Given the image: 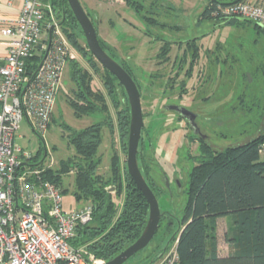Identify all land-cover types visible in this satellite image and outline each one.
<instances>
[{"label":"rangeland","instance_id":"1","mask_svg":"<svg viewBox=\"0 0 264 264\" xmlns=\"http://www.w3.org/2000/svg\"><path fill=\"white\" fill-rule=\"evenodd\" d=\"M78 1L92 18L104 50L129 69L139 86L143 126L138 164L155 193L160 212H165L150 242L123 264H160L161 251L164 253L163 249L177 238L167 243L180 228L187 200V175L202 158V143L219 151L244 143L264 129V30L253 23L202 19L200 14L208 0ZM51 5L59 34L73 57L61 73L50 124L43 136L24 118L14 143L35 157L31 162L41 161L38 168L55 170L60 160L74 153L66 139V127L81 130L100 119L98 113L77 117L70 106L76 100L77 86L71 77L74 65L89 72L92 90L105 95L107 90L104 68L87 56L80 26L65 22L60 0H51ZM65 28L73 33L72 39ZM113 84L117 107L107 95L106 103L114 126L112 131L102 127L97 152L98 173L103 179L110 177L113 155L121 177L127 170L129 125L119 139L115 120L127 99L122 86L116 81ZM168 105L196 115L195 124L203 141L176 111L165 109ZM61 185L66 188L63 208L67 210L73 200L74 173L62 174ZM111 185L108 191L120 204L122 197ZM216 221L218 253L226 255L230 252L225 241L229 219L222 216Z\"/></svg>","mask_w":264,"mask_h":264},{"label":"trees","instance_id":"2","mask_svg":"<svg viewBox=\"0 0 264 264\" xmlns=\"http://www.w3.org/2000/svg\"><path fill=\"white\" fill-rule=\"evenodd\" d=\"M60 1L65 22L78 26L67 2ZM237 1L241 0H209L200 17L212 18L210 12L217 2L228 4ZM231 20H236V23H253L240 18L224 22ZM253 26L260 27L255 23ZM64 30L66 32L67 28ZM66 34L72 39L73 33L67 31ZM97 38L105 49L98 35ZM86 54L94 58L88 50ZM35 60L32 59L33 64ZM74 66L71 77L77 86L76 100L71 101L70 106L77 117L98 113L100 119L81 130L66 127L69 132L66 139L74 153L60 160L58 169H44L41 176L61 187L62 174L70 171L74 173L72 196L77 202H87L92 213L90 221L76 227L70 244L73 247L84 246L87 253L96 259L108 261L140 235L148 217V204L127 170L121 177L115 155L111 157L110 177L103 179L98 173L100 159L97 152L101 143V129L108 126L112 131L114 126L106 95L112 100L113 107H117L112 94L113 81L117 80L104 69L105 95L92 90L88 71ZM121 66L130 74L128 68L123 64ZM126 103L125 108L115 114L119 139L123 138L129 125V108ZM201 146L202 158L187 175V200L179 220L180 228L173 235V238L177 235L178 264H264V129L244 143L230 145L219 151L211 149L204 142ZM34 158L30 156L28 164L39 167L41 161L31 162ZM110 185L122 197L120 204H116L110 195ZM65 191L62 188V193ZM222 216L229 219L230 225L225 234V241L230 247L226 255H220L217 249L216 220Z\"/></svg>","mask_w":264,"mask_h":264},{"label":"built area","instance_id":"3","mask_svg":"<svg viewBox=\"0 0 264 264\" xmlns=\"http://www.w3.org/2000/svg\"><path fill=\"white\" fill-rule=\"evenodd\" d=\"M52 11L51 0H23L16 19L0 20L9 37L0 61V264L104 262L70 244L76 227L90 221L91 206L65 210L62 188L43 179L44 169L29 165L30 154L14 143L24 118L43 136L61 73L73 57ZM210 15L217 22L245 19L264 30V0L217 2ZM176 243L162 252L160 264L179 263Z\"/></svg>","mask_w":264,"mask_h":264},{"label":"water","instance_id":"4","mask_svg":"<svg viewBox=\"0 0 264 264\" xmlns=\"http://www.w3.org/2000/svg\"><path fill=\"white\" fill-rule=\"evenodd\" d=\"M80 26L89 53L96 61L117 80L126 95L129 108V129L126 149V169L136 187L143 194L148 204V217L140 235L117 255L101 264H123L131 256L144 248L152 239L159 228L162 217L154 191L147 183L138 164V147L143 126V114L141 110L140 92L130 74L115 61L100 45L96 29L90 17L82 8L78 0H65ZM165 109L176 111L180 116L188 120L194 133L200 134L194 122L196 115L191 111L176 105L165 106ZM201 135V134H200ZM203 138L204 136L201 135ZM173 238V236L171 237Z\"/></svg>","mask_w":264,"mask_h":264},{"label":"crops","instance_id":"5","mask_svg":"<svg viewBox=\"0 0 264 264\" xmlns=\"http://www.w3.org/2000/svg\"><path fill=\"white\" fill-rule=\"evenodd\" d=\"M208 1L206 2V4L208 3ZM252 1H259V0H252ZM22 2H23V0H0V20H13V19H16L18 17V15H19V12H20V9H21V6H22ZM205 5H204V7H205ZM1 27H2V25H0V61L6 55V43L9 40V37L2 33ZM44 153H45V151H44ZM64 189H66V188H64ZM73 203L78 204V206L73 207L72 206ZM82 203L83 202H81V201L80 202L75 201V199L73 198L72 203H70L68 205V209H70V208H72V209L80 208L81 206L84 205V204L81 205ZM85 204H87V202H85Z\"/></svg>","mask_w":264,"mask_h":264},{"label":"flooded vegetation","instance_id":"6","mask_svg":"<svg viewBox=\"0 0 264 264\" xmlns=\"http://www.w3.org/2000/svg\"><path fill=\"white\" fill-rule=\"evenodd\" d=\"M181 117H182V116H181ZM182 118H184V117H182ZM195 119H196V117L194 118V122H195ZM184 120L188 123L189 128L192 130L191 126L189 125L188 120L185 119V118H184ZM192 132H193V130H192ZM193 133H194V132H193ZM195 134H196L197 136H199V138L204 139V137L202 138L200 134H198V133H195ZM139 144H140V141H139ZM138 150H139V147H138ZM139 153H140V150H139ZM162 217H163V215H162ZM162 217H161V218H162Z\"/></svg>","mask_w":264,"mask_h":264}]
</instances>
